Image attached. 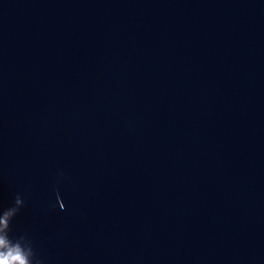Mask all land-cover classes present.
<instances>
[{"label":"water","instance_id":"water-1","mask_svg":"<svg viewBox=\"0 0 264 264\" xmlns=\"http://www.w3.org/2000/svg\"><path fill=\"white\" fill-rule=\"evenodd\" d=\"M0 220L28 264H264V0H0Z\"/></svg>","mask_w":264,"mask_h":264},{"label":"clouds","instance_id":"clouds-1","mask_svg":"<svg viewBox=\"0 0 264 264\" xmlns=\"http://www.w3.org/2000/svg\"><path fill=\"white\" fill-rule=\"evenodd\" d=\"M19 203V201H17ZM7 216V213L5 214ZM0 223L6 224V220H0ZM3 239H0V244H3ZM18 261L19 264H28L24 256L17 250L12 255L11 258L5 256L3 253H0V264H12V261Z\"/></svg>","mask_w":264,"mask_h":264}]
</instances>
